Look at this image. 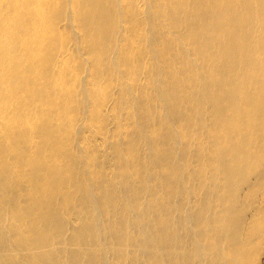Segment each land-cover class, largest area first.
<instances>
[{
  "label": "bare ground",
  "instance_id": "bare-ground-1",
  "mask_svg": "<svg viewBox=\"0 0 264 264\" xmlns=\"http://www.w3.org/2000/svg\"><path fill=\"white\" fill-rule=\"evenodd\" d=\"M0 264H264V0H0Z\"/></svg>",
  "mask_w": 264,
  "mask_h": 264
}]
</instances>
